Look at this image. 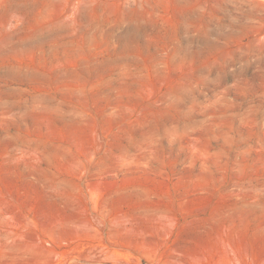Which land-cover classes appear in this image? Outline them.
I'll list each match as a JSON object with an SVG mask.
<instances>
[{
    "label": "rangeland",
    "instance_id": "374dc122",
    "mask_svg": "<svg viewBox=\"0 0 264 264\" xmlns=\"http://www.w3.org/2000/svg\"><path fill=\"white\" fill-rule=\"evenodd\" d=\"M0 264H264V0H0Z\"/></svg>",
    "mask_w": 264,
    "mask_h": 264
}]
</instances>
